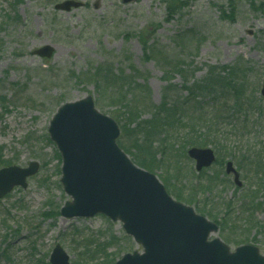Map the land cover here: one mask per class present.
Segmentation results:
<instances>
[{
  "label": "rangeland",
  "instance_id": "1",
  "mask_svg": "<svg viewBox=\"0 0 264 264\" xmlns=\"http://www.w3.org/2000/svg\"><path fill=\"white\" fill-rule=\"evenodd\" d=\"M62 1L0 0L1 159L39 165L26 188L14 187L0 198V264L48 263L56 244L69 264H113L126 252L142 251L118 220L60 214L71 197L60 182L61 157L48 125L62 104L90 95L98 112L117 122L120 117L117 124L128 133L125 151L138 167L141 150L133 140L143 135L131 130L145 125L136 126V120H149L165 94L184 106L169 124L170 134L181 126L176 120L192 117L203 125V114L188 110L183 86L201 80L212 66L243 70L247 92L261 99L264 114V0H79L82 7L55 9ZM46 44L54 46L51 58L32 54ZM105 68L125 75L131 92L97 82ZM230 128L217 151L209 145L216 161L208 169L197 173L184 141L175 137L153 144L155 162L148 171L172 198L220 223L209 239L219 238L231 250L251 243L264 255V168H257L256 157L262 152L248 155L264 150V132L250 123ZM227 160L240 172L241 187L224 174Z\"/></svg>",
  "mask_w": 264,
  "mask_h": 264
},
{
  "label": "water",
  "instance_id": "2",
  "mask_svg": "<svg viewBox=\"0 0 264 264\" xmlns=\"http://www.w3.org/2000/svg\"><path fill=\"white\" fill-rule=\"evenodd\" d=\"M80 6L75 0L54 5L65 11ZM53 51L54 46L46 44L32 53L50 58ZM259 93L264 99V82ZM48 133L62 157L60 181L72 198L60 214L72 218L102 213L112 221L120 220L125 232L143 247L141 253H125L114 264H264L256 246L245 244L230 251L219 238L208 240L217 225L173 200L154 174L132 163L116 143V122L94 108L90 95L61 105L49 122ZM187 155L197 172L215 161L208 147H190ZM37 170L35 161L25 168H0V198L15 186L26 188V179ZM225 173H232L234 184L241 186L231 161L226 162ZM49 263L69 264L59 244L52 249Z\"/></svg>",
  "mask_w": 264,
  "mask_h": 264
},
{
  "label": "trees",
  "instance_id": "3",
  "mask_svg": "<svg viewBox=\"0 0 264 264\" xmlns=\"http://www.w3.org/2000/svg\"><path fill=\"white\" fill-rule=\"evenodd\" d=\"M176 71L181 74L185 70L178 69ZM99 73L100 72H98L99 77L97 82H103L105 87L113 90L119 89L122 93L131 92L128 84L132 82L128 80L125 75H115L108 68L104 69L103 75ZM186 83L187 82H184L183 86L187 92L184 97L185 102L187 105L192 106L188 110L192 113V116H195L196 112H201L204 117L202 121L203 125H201L197 118L192 117L186 122L176 120L175 124L180 121L181 126L177 132L175 131V133L170 134V132H168V126L174 119L177 110L184 106L181 103L178 108L177 105L170 103L164 94L162 102L155 106L149 120H136V126L145 125L146 127L144 126V128L140 129L136 127L131 130L132 135L136 136L139 132L143 135L141 140L133 141L137 144L136 148L141 150L137 156L139 164L147 170H151L155 162L156 154L154 153L156 149L153 147V144L156 141L165 143V141L176 139L175 137H177V139L181 138L184 141L183 148L188 146L206 147L211 145L214 150L217 151L222 143L228 139V137L226 138V133L229 126H231L230 129H236L239 124L245 125L250 123L251 126H256L264 132V125L262 124L264 121V114L260 109L262 107L261 99H254L251 97V94L247 92V76L245 72L237 66H212L201 80L192 82L189 85ZM187 107L188 106H186V108ZM212 110H219L222 114L215 115L218 116L215 118V116L212 115ZM133 114L128 113V116H132ZM117 119L121 121L120 117H117ZM176 127L178 126L174 128ZM127 135L128 133H125V129L121 124L117 143L124 151L123 140ZM257 149V151L248 155H257L262 152V157L260 155L256 156L258 158L257 168L262 169L264 168V150L262 146ZM1 153L2 149L0 148V166H4L7 163L3 162L1 159ZM159 154H161V152H159ZM263 173L264 169H262V174ZM257 174L258 172L256 175ZM262 180L263 176L260 178V181ZM176 196L178 198L181 197L180 195ZM247 196L249 195L247 194L246 197ZM187 201L190 202L191 200L187 199ZM214 220L217 222L216 219ZM224 221H227V219ZM218 226L221 230L220 223H218ZM44 264L48 263L45 262Z\"/></svg>",
  "mask_w": 264,
  "mask_h": 264
}]
</instances>
